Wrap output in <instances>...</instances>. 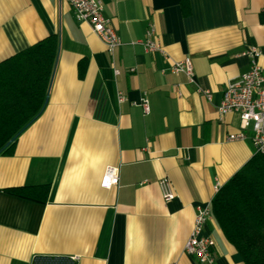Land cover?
I'll use <instances>...</instances> for the list:
<instances>
[{
	"label": "crops",
	"instance_id": "1",
	"mask_svg": "<svg viewBox=\"0 0 264 264\" xmlns=\"http://www.w3.org/2000/svg\"><path fill=\"white\" fill-rule=\"evenodd\" d=\"M98 1L122 42L113 56L63 0H0V64L59 43L43 112L0 157V264H199L185 253L197 209L257 156L227 142L240 119L218 107L249 71L246 51L264 69V0ZM149 28L162 53L140 45ZM186 61L194 84L171 72ZM108 168L120 172L111 191ZM28 187H48L46 202L8 194ZM204 235L217 264H244L214 218Z\"/></svg>",
	"mask_w": 264,
	"mask_h": 264
},
{
	"label": "trees",
	"instance_id": "2",
	"mask_svg": "<svg viewBox=\"0 0 264 264\" xmlns=\"http://www.w3.org/2000/svg\"><path fill=\"white\" fill-rule=\"evenodd\" d=\"M58 50V39L50 37L0 64V157L13 155L18 138L43 112ZM48 192L28 187L8 194L44 204ZM211 210L244 264H264V156L257 155L220 189Z\"/></svg>",
	"mask_w": 264,
	"mask_h": 264
},
{
	"label": "built area",
	"instance_id": "3",
	"mask_svg": "<svg viewBox=\"0 0 264 264\" xmlns=\"http://www.w3.org/2000/svg\"><path fill=\"white\" fill-rule=\"evenodd\" d=\"M70 6L74 20L77 23H86L90 26L93 34L103 43L108 55L113 56L122 47V42L116 31L112 28L110 20L103 15L104 6L98 0H63ZM146 54L162 53V48L155 38L153 28H149L145 34V40L140 43ZM250 59L249 71L229 81L222 94L218 107L221 116L236 115L240 119L241 129L238 134L231 135L227 142L251 141L257 155L264 156V69L258 65L262 52L251 48L245 52ZM174 75H183L189 84H194V69L190 61L174 64ZM116 76L120 74L115 71ZM210 101L212 96L204 93ZM123 97L119 101L123 102ZM144 115H149L148 102L141 104ZM120 184V172L118 168H108L102 179L101 187L105 191H111ZM162 198L165 202L174 200L168 180L160 182ZM220 187L215 188L216 194ZM213 219L210 207L199 208L196 211L193 231L185 243V253L194 257L199 264H217L213 254L215 242L204 235L208 222Z\"/></svg>",
	"mask_w": 264,
	"mask_h": 264
},
{
	"label": "water",
	"instance_id": "4",
	"mask_svg": "<svg viewBox=\"0 0 264 264\" xmlns=\"http://www.w3.org/2000/svg\"><path fill=\"white\" fill-rule=\"evenodd\" d=\"M46 103H47V99H46ZM9 146V145H8Z\"/></svg>",
	"mask_w": 264,
	"mask_h": 264
}]
</instances>
